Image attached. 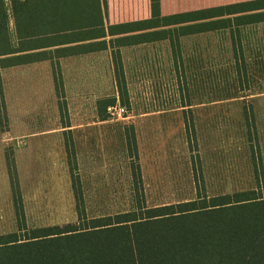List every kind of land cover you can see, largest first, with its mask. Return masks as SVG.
<instances>
[{"label": "crops", "instance_id": "crops-1", "mask_svg": "<svg viewBox=\"0 0 264 264\" xmlns=\"http://www.w3.org/2000/svg\"><path fill=\"white\" fill-rule=\"evenodd\" d=\"M17 1L29 4L13 7V0H0V61L23 62L0 68V236L19 233L20 228L29 231L64 226V189L67 202L75 207L77 221L73 188L82 187L78 185L81 165L86 166L84 172L99 174L91 179L104 180L112 163L120 165L121 151L126 162L128 129L135 135L137 132L135 121H129L132 117H125V113L116 119L108 112L110 107L125 109L116 82L114 54L120 57L126 81L127 76H150L166 68L165 76L171 77L173 86L176 82L178 109L184 113L192 107L186 76L195 55L189 50L190 44L211 36L180 37L181 55L175 56L168 34L160 39L153 35L175 26L140 27L152 19L151 0H99V7H95V0ZM252 1L160 0V15L168 17ZM174 7L204 8L175 11ZM248 28L263 30L264 23ZM220 38L218 55L229 61V40L225 36ZM242 42L248 44L244 53L246 64L250 66L251 62L254 69L260 66L264 70V37L247 36ZM197 56L201 58L200 53ZM245 69L243 83L232 69L226 76L225 82L234 85L237 96L209 100L236 99L239 85L241 92L264 100V77L258 83L259 75H250L247 65ZM56 75L61 77L59 91ZM129 101L128 98V105ZM162 112L168 114L164 110L147 111L139 118ZM117 136L118 141H114ZM8 157L15 168L13 181ZM14 187L20 197L22 218L15 206ZM100 216L104 215L93 217ZM20 219L23 227L19 226ZM31 219L42 223L30 229L26 220ZM76 262L90 261L80 258Z\"/></svg>", "mask_w": 264, "mask_h": 264}, {"label": "rangeland", "instance_id": "rangeland-1", "mask_svg": "<svg viewBox=\"0 0 264 264\" xmlns=\"http://www.w3.org/2000/svg\"><path fill=\"white\" fill-rule=\"evenodd\" d=\"M194 8L204 7H174V10ZM247 29L249 32L241 35L244 39L264 37V28ZM218 38L221 39L211 35L190 44L189 50L195 55L186 75L191 86L189 103H192L191 113H186L189 133L185 115L178 109L176 82L173 86L171 77L165 76L166 68L150 76L126 77V93L121 95V102L125 104V117H132L130 123L135 121L137 133L129 127L126 162L121 151L120 165L112 163L110 172L105 173L106 179H91L99 174L84 172L86 166L81 165L78 185L82 186L83 207L89 217L133 211L139 206L151 208L195 200L200 191L215 196L253 189L257 182L255 172L264 184L263 98L241 92L239 85L238 98L209 100L213 97L211 91L219 90L230 74L228 61L218 55L221 44ZM243 46L248 50V44ZM197 53L201 54L200 59ZM249 64H246L247 72L258 74L256 82L261 83L263 68L259 66L257 70ZM162 110L168 114L139 118L147 111ZM114 141H118V136ZM65 192L66 189L63 225L76 221L75 207L67 202ZM41 223L26 220L30 229Z\"/></svg>", "mask_w": 264, "mask_h": 264}, {"label": "trees", "instance_id": "trees-1", "mask_svg": "<svg viewBox=\"0 0 264 264\" xmlns=\"http://www.w3.org/2000/svg\"><path fill=\"white\" fill-rule=\"evenodd\" d=\"M151 2L152 19L140 27L175 26L168 32L153 34L158 38L168 34L175 56L181 55L180 37L204 34L227 37V51L232 55L228 67L243 83L246 43L241 35L248 27L264 23V0L168 17L160 15V0ZM12 3L13 7L29 4L17 0ZM94 4L99 7V0ZM2 19L5 21L6 14ZM113 61L117 86L123 95L126 80L118 53ZM18 63L23 62L0 61V68ZM55 81L59 91L61 77L56 75ZM233 86L229 81L219 91L212 90L210 96L215 100L235 97L238 93ZM186 113L183 114L189 133ZM8 168L13 181L15 168L10 157ZM255 177L253 189L215 196L200 191L195 200L151 208L139 206L133 211L100 217L86 214L80 187H74L77 221L62 227L29 231L20 228L19 233L0 236V264H74L80 258L88 259V264H264V184L256 172ZM14 192L18 217L22 218L15 187ZM19 222L23 227V219Z\"/></svg>", "mask_w": 264, "mask_h": 264}, {"label": "built area", "instance_id": "built-area-1", "mask_svg": "<svg viewBox=\"0 0 264 264\" xmlns=\"http://www.w3.org/2000/svg\"><path fill=\"white\" fill-rule=\"evenodd\" d=\"M108 112L112 117H121L122 115H124L126 113L124 108L117 107V106L116 107H110L108 109Z\"/></svg>", "mask_w": 264, "mask_h": 264}]
</instances>
